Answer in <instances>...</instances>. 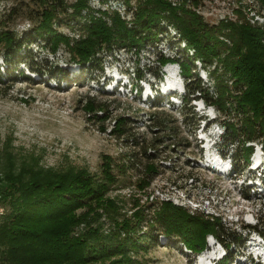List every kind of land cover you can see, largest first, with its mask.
I'll return each instance as SVG.
<instances>
[{"label":"trees","instance_id":"obj_1","mask_svg":"<svg viewBox=\"0 0 264 264\" xmlns=\"http://www.w3.org/2000/svg\"><path fill=\"white\" fill-rule=\"evenodd\" d=\"M37 1L38 18L21 36L11 29L0 31V45L5 47L4 52L0 48V53L12 67L11 78L16 75L22 50V58H26L24 62L31 71L59 82L68 78L66 68L58 64L43 65L35 57L27 59L31 57L29 44L33 42L50 46L53 53L64 47L70 53V60L87 69L95 66L105 51L125 49L140 53L144 47H154L168 36L176 53L168 56L158 51V67L154 73L161 77L163 65L177 62L185 79L183 107L199 98L229 114L223 121L225 132L221 144L228 148L224 151L220 146L219 149L224 156L231 155L236 170L242 171L249 165L254 143L260 144L264 151V26L252 24L241 7L235 8L237 20L210 23L187 6L186 1L174 5L170 0H135L134 4L124 0L127 9H133L130 18L116 10L95 8L90 0ZM257 1L264 8V0ZM193 2L198 4V0ZM64 21L80 32L71 35L61 31L58 27ZM171 28L176 32L172 33ZM197 60L202 62L201 67ZM212 64L213 69H208ZM197 67L206 70L213 79L212 84L200 75ZM138 78L142 79V75L138 74ZM86 101L87 109L95 112L94 118L104 121L110 118L104 103L97 104L93 98ZM161 103L160 98L152 103L158 111L151 113L150 119L156 113L166 112L160 108ZM98 109H103L104 114L97 115ZM156 122L163 125L165 119ZM128 123L126 116H117L111 129L126 133ZM104 128L102 125L101 129ZM173 136L177 145L186 141V137ZM128 163L130 169L136 168L132 161ZM112 164L111 159L106 160L99 176L83 169L34 168L27 181L19 175L6 176L9 183L4 196L9 198L11 212L1 225L0 236L4 242L14 247L28 264H135L142 240L144 245L158 244L163 234L170 242L177 239L190 251L199 252L207 248V239L212 235L226 249V256L220 262L231 263L233 247L243 245L245 238L223 223L218 213L193 211L172 199L157 198L150 204H141L139 197L134 199V210L127 209L125 202L108 194L117 181ZM155 173L157 165L153 160L146 161L135 183L140 191L151 184ZM80 209L83 210L79 212ZM104 214L109 220V229L102 221ZM81 224L85 228L77 231ZM260 226L261 222L244 228L264 235V225Z\"/></svg>","mask_w":264,"mask_h":264},{"label":"rangeland","instance_id":"obj_2","mask_svg":"<svg viewBox=\"0 0 264 264\" xmlns=\"http://www.w3.org/2000/svg\"><path fill=\"white\" fill-rule=\"evenodd\" d=\"M66 1L71 3L74 0ZM131 1L135 3V0ZM202 2L204 18L210 23H217L230 12L229 0ZM93 7L98 8V5ZM38 9L37 0H0V31L11 29L21 36L34 25ZM257 19L264 21L262 17ZM58 28L71 35L80 32L65 21ZM29 45L32 53L28 60L35 57L43 65L58 64L66 68L68 78L59 82L56 78L31 71L24 62L26 58H22L23 50L16 75L11 78L9 71L12 67L0 53V80L3 81L0 82V232L1 225L7 221V214L11 212L9 198L4 196L9 183L6 176L19 175L27 181L33 168L59 171L83 169L99 176L106 167V160L111 159V169L117 181L108 194L125 202L127 209L134 210V199L139 197L141 204H150L157 198L172 199L193 211L218 213L223 223L245 238L243 245L233 247V259L227 264H264V235L244 228L260 222V228L264 227V186L261 188L258 185L264 184L263 179H258L264 170V151L260 144L255 143L257 147L253 153L256 156L253 154L249 165L242 171L235 169L230 158L221 165L223 161L220 157L224 156L221 149L227 150L228 145L218 149V141L224 140L219 134L229 114L213 105H205L199 99L183 107L184 101L179 92L185 83L184 76L179 74L181 68L178 64L169 68H174L171 75L164 68L160 71L161 77L154 73L158 67V51L168 56L176 53L168 36L154 47H144L140 53L125 49L105 51L101 60L87 69L70 60V53L64 47L53 53L50 46L42 43ZM0 48L5 50L4 44ZM213 67L214 64L209 65L208 69ZM197 70L206 77L208 84L213 83L206 70L199 67ZM117 74L127 80L128 88H133L131 92L127 89L109 93L113 88L111 79ZM138 74L142 75V80ZM164 85H167L166 89ZM162 86L164 92L171 86L176 89L174 92L179 95L176 97L179 102L161 104L160 108L166 112L156 113L150 119L149 115L156 111L152 107L153 101L163 94ZM141 87L142 95L140 91L137 93ZM148 89H152L154 95L145 101L142 97ZM88 98H93L97 104L104 103L110 118L105 121L94 118L95 112L87 109ZM204 105L205 110L202 108ZM96 113L104 114L103 109H98ZM117 116L129 118L126 133L112 131ZM154 117L158 121L165 119V124L157 125ZM102 125L106 130L101 129ZM174 134L186 137V141L177 145ZM172 158L176 160L174 163ZM254 158L262 163L258 170ZM148 160L157 165V173L145 191H140L135 183ZM210 160L218 162L224 170L226 164H231L230 173H220L210 167ZM130 161L136 168L130 169ZM105 218L104 214L102 221L109 229V220ZM83 228L85 226L81 224L76 230ZM158 240V244L147 242L146 245L142 240L139 253L135 254L138 259L135 264H222L218 259L224 254L225 247L212 235L207 239V248L199 252L190 251L177 239L170 242L163 234ZM4 241V237L0 236V264H28L14 247Z\"/></svg>","mask_w":264,"mask_h":264},{"label":"built area","instance_id":"obj_3","mask_svg":"<svg viewBox=\"0 0 264 264\" xmlns=\"http://www.w3.org/2000/svg\"><path fill=\"white\" fill-rule=\"evenodd\" d=\"M131 1V0H130ZM174 5L181 4V2L186 1V5L194 8L196 12L202 14L203 16L205 13L203 12V2L202 0H198V4H195L193 0H170ZM132 2V1H131ZM90 4L94 6L95 4L98 5V7H101L102 9H111V11H118L121 13V15L125 17H132L133 9L128 10L127 5L124 0H90ZM242 5V6H240ZM241 7L243 11L248 15V17L251 19V23L255 25H261L264 26L263 22L257 19V17H262L264 19V8L261 6L260 2L257 0H229V8L230 12L224 14L220 21L227 20V19H233L237 20V15L235 13V8ZM216 19H214L215 22ZM220 21L217 20V23ZM172 33H175L176 31L171 28ZM197 64L201 67L202 62L197 60Z\"/></svg>","mask_w":264,"mask_h":264},{"label":"bare ground","instance_id":"obj_4","mask_svg":"<svg viewBox=\"0 0 264 264\" xmlns=\"http://www.w3.org/2000/svg\"><path fill=\"white\" fill-rule=\"evenodd\" d=\"M169 68H170V67H169ZM114 76H115V75H114ZM169 80H170V79H169ZM167 85H168V84H167ZM167 85H164V88H165V86H167ZM165 89H166V88H165ZM172 90H173V87L171 86V87L169 88V90H165V91H166V92H169V91H172ZM175 90H176V89H175ZM211 162H212V163H216L215 161H211ZM260 163H261V161H259V159L257 158V159H256V165H258V164H260ZM209 166H210V167H213V166L210 165V164H209ZM225 171L228 172V170H225ZM226 172H225V173H226Z\"/></svg>","mask_w":264,"mask_h":264}]
</instances>
